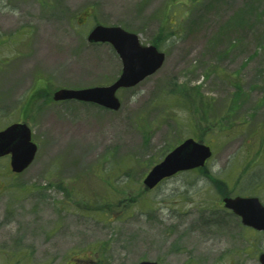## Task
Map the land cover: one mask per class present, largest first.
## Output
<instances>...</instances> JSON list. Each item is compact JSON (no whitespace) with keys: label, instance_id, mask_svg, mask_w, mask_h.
<instances>
[{"label":"rangeland","instance_id":"1","mask_svg":"<svg viewBox=\"0 0 264 264\" xmlns=\"http://www.w3.org/2000/svg\"><path fill=\"white\" fill-rule=\"evenodd\" d=\"M97 25L165 55L117 111L52 100L119 77ZM14 123L37 152L19 174L0 158V264H260L264 233L222 198L264 205V0H0V131ZM187 138L206 165L148 190Z\"/></svg>","mask_w":264,"mask_h":264},{"label":"water","instance_id":"2","mask_svg":"<svg viewBox=\"0 0 264 264\" xmlns=\"http://www.w3.org/2000/svg\"><path fill=\"white\" fill-rule=\"evenodd\" d=\"M89 43H109L118 55L122 69L116 81L108 86L84 89H59L53 93L55 102L78 101L91 103L110 111L120 108L117 90L131 88L161 68L165 55L155 46H144L136 34L120 27L95 26L87 36ZM37 152L31 141V131L25 123H15L0 131V158L10 155V170L22 173L33 162ZM209 146L192 138L184 140L170 151L163 160L153 166L143 179L144 186L151 190L165 178L179 172L203 167L211 157ZM224 208L240 217L244 226L264 232V206L257 197H225ZM264 264V253L258 257ZM138 264H156L140 262Z\"/></svg>","mask_w":264,"mask_h":264},{"label":"trees","instance_id":"3","mask_svg":"<svg viewBox=\"0 0 264 264\" xmlns=\"http://www.w3.org/2000/svg\"><path fill=\"white\" fill-rule=\"evenodd\" d=\"M169 151H167V153H168Z\"/></svg>","mask_w":264,"mask_h":264}]
</instances>
